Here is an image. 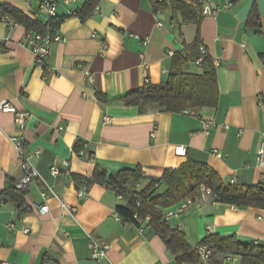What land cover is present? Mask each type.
<instances>
[{
    "label": "crops",
    "instance_id": "obj_1",
    "mask_svg": "<svg viewBox=\"0 0 264 264\" xmlns=\"http://www.w3.org/2000/svg\"><path fill=\"white\" fill-rule=\"evenodd\" d=\"M41 1L0 0V7L14 8L43 29L45 16L34 18ZM54 1L55 32L63 41L51 45L44 67L35 65L22 44L27 33L38 32L19 24L7 30L2 22L7 16L0 12V101L28 115L17 129L13 115L0 112V264H174L158 236L139 231L141 221L135 226L116 219L124 200L109 186L87 181L95 166L107 175L139 167L134 191L140 194L154 184V198L166 191L160 183L164 171L188 159L211 168L225 185L253 187L264 181V170L256 166L264 143L259 107L264 104V0H200L202 9L216 14L202 16L199 27L170 7L155 14L152 0H101L84 20L76 13L86 0ZM253 8L259 27L248 23ZM196 42L214 64V108L169 113L149 105L141 113L124 104L127 93L167 81L174 53L188 59L184 73L201 75L193 60ZM10 137L40 152L34 160L40 179L27 190L22 214L3 196L22 177ZM77 143L78 153L73 151ZM178 147L183 154L175 152ZM64 162L68 174L52 176L50 167L62 169ZM60 202L75 212L63 213ZM43 206L47 213L39 212ZM179 207L163 215L191 247L208 235L264 247L262 209L211 198L184 212ZM88 237L107 246L104 259L91 258Z\"/></svg>",
    "mask_w": 264,
    "mask_h": 264
},
{
    "label": "trees",
    "instance_id": "obj_2",
    "mask_svg": "<svg viewBox=\"0 0 264 264\" xmlns=\"http://www.w3.org/2000/svg\"><path fill=\"white\" fill-rule=\"evenodd\" d=\"M153 1V12H158L170 7L178 11L183 20L193 22L198 27L202 18V8L191 0H162ZM235 1V0H233ZM99 0H86L82 9L76 15L84 20L94 10ZM1 16H7L14 22L22 25L26 30L42 32L43 29L36 22L16 11L14 8L2 5ZM248 23L259 27L258 15L253 8L250 12ZM59 22H52L51 31L54 32ZM195 61L202 56V74L191 75L182 71V66L188 61L180 53H174L171 60L168 79L157 87H144L127 93L124 104L137 107L143 113L149 105L163 109L169 113H182L187 110L214 108L218 102L215 68L212 60L206 55H201L197 42L194 44ZM101 99L102 97L99 96ZM81 146L75 144L73 151L78 153ZM141 179L139 167L125 170L115 174L107 173L95 166L88 184L109 186L117 196H122L124 206L116 208V213L126 222L138 226L133 217L143 221L148 218L145 228L158 236L166 249L173 255L174 264H201L194 247L188 245L184 234L171 229L163 211L183 201L193 199L200 186L208 189L211 200L215 203L233 206L236 208H257L264 210V181L257 186L245 187L238 185H225L221 178L209 167L187 160L179 168L165 170L160 183L166 187L164 194L151 198L154 184L148 186L140 194L134 188ZM27 191L7 189L3 196L17 204L19 214L25 212L24 197ZM140 204L137 207L135 201ZM200 244L212 245L214 251L208 264H224L227 256H235L240 264H264V247L239 242L235 236L220 237L217 235L206 236Z\"/></svg>",
    "mask_w": 264,
    "mask_h": 264
},
{
    "label": "built area",
    "instance_id": "obj_3",
    "mask_svg": "<svg viewBox=\"0 0 264 264\" xmlns=\"http://www.w3.org/2000/svg\"><path fill=\"white\" fill-rule=\"evenodd\" d=\"M69 2H72L73 0H68ZM101 0H99L100 2ZM158 2H161L162 0H157ZM98 2V3H99ZM98 3L96 4L93 11L98 10ZM194 3L199 4L200 0H194ZM56 11H57V4L54 0H42L37 8L36 13L34 14V18L38 19L40 15L45 16V22L43 26V31L39 33H27L23 39L22 44L31 52L34 58V63L38 67H44L47 64V59L49 57L50 48L51 45L55 42H61L63 41L62 36L57 32H52V22L53 19L56 17ZM215 11H211L208 8L202 9V16H209V15H215ZM3 24L7 28V30H11L13 27L16 26V22L11 20L8 17H3L2 19ZM199 52L201 55H204V49L202 46L198 47ZM202 56L199 57L195 61V65L198 67H201L202 64ZM214 66V64H213ZM147 83V81H146ZM259 107L264 110V104L262 102H259ZM0 112L7 113L13 115L14 119V125L17 129H22L25 124V120L28 118V115L26 113H18L16 109L7 101H0ZM187 112V111H184ZM212 125V122L209 120L204 124L203 132L205 134L208 133V128ZM58 130H61L59 128ZM10 143L15 148L16 157L19 161L20 169L22 172L21 179L14 185V189L17 191H27L29 187L38 179H40L39 173L36 170V167L34 165V160L38 159L40 157V152L38 150L30 151L28 149H25L22 146L21 140L16 139L15 137L9 138ZM177 154H183L184 149L182 147L176 148L175 151ZM80 157H82V153L80 152L78 154ZM62 169H59L56 165H53L50 167V174L52 176H58L62 172L65 174H68V164L66 162L62 163ZM256 166L262 170H264V143H261L259 146L257 152H256ZM47 193L50 194L52 197L58 198L53 191L47 187ZM46 193H43L42 196L44 197ZM78 197H83V192H78ZM211 198V193L208 189H205L203 186H200L195 197L193 199H189L186 201H183L180 203L179 212H184L186 209L191 207L194 202H204L207 199ZM118 200H124L122 196H117ZM136 206L138 207L140 202L135 201ZM60 207L62 209V212L71 216L75 210L73 208L66 207L62 202H60ZM48 208L46 206L40 207L39 212L40 213H47ZM117 220H121L124 223H128L125 220H123L118 214L115 215ZM136 221L140 222L136 216L133 217ZM148 222V218H145L143 221H141V226L139 227V231L142 232L146 228V223ZM10 228L13 227V225L9 226ZM23 233H27L28 229L24 228L22 230ZM89 240V249L91 253V258L94 261H100L105 258L107 246H100L94 239L91 237H88ZM194 250L199 257V260L201 264H208L212 253L214 251V247L212 245H204L199 244L194 247ZM224 264H240V260L238 257L235 256H227L224 259Z\"/></svg>",
    "mask_w": 264,
    "mask_h": 264
}]
</instances>
